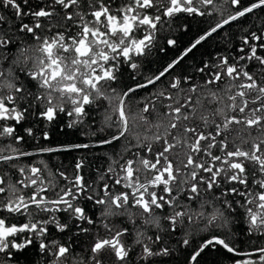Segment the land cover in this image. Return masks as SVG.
Wrapping results in <instances>:
<instances>
[{
    "label": "snow or ice",
    "instance_id": "1",
    "mask_svg": "<svg viewBox=\"0 0 264 264\" xmlns=\"http://www.w3.org/2000/svg\"><path fill=\"white\" fill-rule=\"evenodd\" d=\"M227 6L0 0V264H18L30 247L42 264H169L178 254L184 264H201L206 250L220 249L238 257L232 264H264V20L243 30L237 54L217 53L194 66L200 79L173 75L213 34L264 12V0ZM216 12L220 19L162 70L121 86L122 67L139 73L140 58L152 54L166 24L180 14ZM92 108L105 113L88 133L94 143L24 147L25 121L47 126L64 114L71 129L90 119ZM23 131L39 140L33 127ZM117 143L122 150L106 154L107 166L92 181L83 159L71 174L33 159ZM238 209L250 250L232 229ZM199 233L207 235L197 241Z\"/></svg>",
    "mask_w": 264,
    "mask_h": 264
},
{
    "label": "flooded vegetation",
    "instance_id": "2",
    "mask_svg": "<svg viewBox=\"0 0 264 264\" xmlns=\"http://www.w3.org/2000/svg\"><path fill=\"white\" fill-rule=\"evenodd\" d=\"M220 19L216 17V13L213 16H188L186 14H180L176 18H174L172 21H170V26L166 24L163 29L165 31H161L157 34V41H156V46L152 50V54L148 56L150 59L156 61L155 63H146L145 60L146 58H140V61H142L141 69L139 73H133L131 69L127 67L125 64L122 67V77H121V86L122 87H127L129 85H132L134 83L133 80H128L127 82L124 81L126 76H130L132 78L133 75L137 76V79L140 80L142 76H147L151 75L153 73H157L160 70L163 69L171 60L175 59L186 47H188L195 38H197L199 35L203 34L205 30H207L211 25H214L216 21ZM182 25L183 32L178 33L177 31L174 32L172 31V27L176 23H180ZM203 22H207V25L205 27L201 26L198 31L194 33H190V30L194 29L195 24H201ZM143 33H138V35H142ZM174 39L178 40V38H183L186 39L187 42L182 45L179 51L175 50L174 47H169L167 45V39ZM214 38L215 43L213 48H197L193 50V53H190L187 57H185L184 61L181 62V65L177 67L173 75H178V74H190L193 76H196L197 79H200L198 74L195 73L194 71V66H198L201 64L202 59L198 62L196 65H192L188 63V59L196 52H199L200 54L204 52H208L209 54L206 58L203 60H211L213 57L216 56V34H213L212 37H210L208 40ZM165 39V46L163 47L161 45V40ZM207 40V41H208ZM205 41V42H207ZM205 42L202 44L204 45ZM233 46L230 48L228 54L235 55L236 49L240 46V41L235 45V43L232 44ZM201 46V45H199ZM198 47V46H197ZM163 48L164 51H161L160 49ZM161 53L164 54L163 57L159 58L158 60V55ZM220 54V53H219ZM221 55H226V54H221ZM158 60V61H157ZM138 61V62H140ZM166 83V81H165ZM162 87V85H160ZM152 86H149L148 89L141 90L138 95H145L147 92L152 91ZM101 103L106 104L105 101H102ZM105 113L103 109L97 110L96 108H92L90 110V119H87L83 125H78L75 128H68L67 127V122H68V117L64 114H60L57 118L56 121H54L50 125H46L45 121L42 120H36L35 118L29 119L23 123V127L19 128V132L21 135L25 136V141L26 143L24 144V147L29 150L33 151L37 147L40 146H46V147H56L61 144H68V143H94V141L97 139V137L91 136L89 131H92V122L93 118H102L104 117ZM36 123L34 126L33 124ZM19 127V126H18ZM27 127H33L35 135L39 138V140H33L31 137H28L26 133H24L23 128ZM48 132L50 139L49 140H44L43 139V133ZM60 132L62 133V138L60 141L59 139L55 138L57 133ZM77 133H80V137H77ZM98 135H104V133H98ZM68 137V138H66ZM107 147H113L112 146H104V147H93L91 149H79V150H73L69 152H57V153H48V154H43L41 156L34 157V160H40L44 159L48 162L49 167L52 168L53 171H55L57 168H62V170H67L69 174L72 173L75 163L83 159L85 160V163L87 159L85 156H91L92 152L101 149V148H107ZM120 147V145H119ZM83 174L85 175L86 178L89 179V181L95 180L97 177V174H93V172L88 169V167H85L83 170ZM88 210L90 214H93L95 216L99 215V210L96 208H92L91 205L88 206ZM241 211V210H240ZM54 231V229H53ZM35 254H37V257L35 258ZM40 260L42 264V259L40 255L38 254V250L36 248H28L26 249L23 253L18 254V264H36V261Z\"/></svg>",
    "mask_w": 264,
    "mask_h": 264
},
{
    "label": "trees",
    "instance_id": "3",
    "mask_svg": "<svg viewBox=\"0 0 264 264\" xmlns=\"http://www.w3.org/2000/svg\"><path fill=\"white\" fill-rule=\"evenodd\" d=\"M227 0H216V8L217 9H227ZM225 15L227 14V12L225 11L224 13ZM216 17L220 18L219 12H216ZM261 20H264V12H260L259 10H257V13L254 15H250L246 18H242L241 21L239 22H234L231 26H226L225 29L220 30V32L218 34H216V52L220 53V54H226L229 52L230 48L233 46L232 44L235 43V45L240 41L239 40V36L241 34H243V30L244 29H254V28H259L261 26ZM205 25H207V22H203L202 25L201 24H195L193 27L194 29L190 30V33H194L196 31H198V29L203 26L205 27ZM163 31H165V29H163ZM172 31L174 32H178L181 33L183 32L182 29V25L181 22L180 23H176L173 27H172ZM231 39V45L228 44V40ZM187 40L183 39V38H178V40L176 41V45L174 46V49L179 51L180 48L182 47V45L184 43H186ZM214 43H215V39L212 38L210 40H208L207 42H205L204 45L198 46L197 48H213L214 47ZM165 39L161 40V45L164 47L165 45ZM203 53H199L196 52L194 53L189 59H188V63L192 64V65H196L198 64V62L204 58H206L209 54H207L208 52H204L201 51ZM162 55L164 56V54L162 53ZM161 55V53L158 55V60L159 58L163 57ZM157 60V61H158ZM146 63H155L156 61L150 59V57L145 60ZM130 81L132 80V78L130 76H126L124 81ZM102 118H93V122H92V131H96L98 128L101 127V122H102ZM34 126L36 125V123L33 124ZM142 131V130H141ZM62 133L58 132L57 135L55 136V138L59 139L58 141H60L62 138ZM77 137H80V133H77ZM68 138V137H66ZM119 143L114 144L113 147H107V148H101V149H97L95 151L92 152L91 156H85V158L87 159L86 161V167H88V169H90L93 174H97V170L101 169L103 167L107 166V159H106V154L107 153H112L113 155H115L116 152L121 151V147H119ZM115 149V151H114ZM242 210L240 211L238 209V217L237 220L233 223L232 225V229L233 231H236L237 233L240 234V237L237 241V243L240 244V247L242 250H250L251 247H253V245H249L246 243H243V235H242V230L246 228V225L244 224L242 217L239 216V213H241ZM129 227H131V225H129ZM216 234H222L220 232H217ZM207 235V233H199L196 237L197 241H199V239L201 238V236H205ZM261 242H257V244L255 246H259ZM37 257V254H35V258ZM238 257H232L231 254L223 251L222 249H220L219 251H207L206 253L203 255V259L201 260V264H232V261L234 259H237ZM169 264H184V255L183 254H178L177 256V260L175 261H169Z\"/></svg>",
    "mask_w": 264,
    "mask_h": 264
}]
</instances>
